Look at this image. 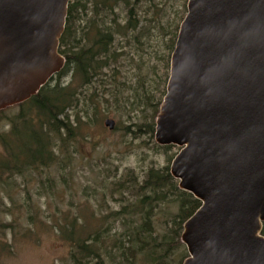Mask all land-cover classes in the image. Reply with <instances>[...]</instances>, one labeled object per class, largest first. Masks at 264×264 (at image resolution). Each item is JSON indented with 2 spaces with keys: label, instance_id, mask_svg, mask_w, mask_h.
Returning a JSON list of instances; mask_svg holds the SVG:
<instances>
[{
  "label": "water",
  "instance_id": "water-1",
  "mask_svg": "<svg viewBox=\"0 0 264 264\" xmlns=\"http://www.w3.org/2000/svg\"><path fill=\"white\" fill-rule=\"evenodd\" d=\"M71 1L0 0V112L65 68ZM155 142L180 149L170 174L201 203L182 264H264V0H188Z\"/></svg>",
  "mask_w": 264,
  "mask_h": 264
},
{
  "label": "trees",
  "instance_id": "trees-1",
  "mask_svg": "<svg viewBox=\"0 0 264 264\" xmlns=\"http://www.w3.org/2000/svg\"><path fill=\"white\" fill-rule=\"evenodd\" d=\"M131 1H71L59 48L66 60L65 68L37 96L19 105L21 111L14 119L6 118L10 124L8 132H2L0 128V190L15 184L16 178L39 176L38 191L47 197L59 192L64 196L78 193L71 189L76 173L74 157L87 158L91 143L87 128L92 125L89 115L97 119L101 110L99 99H94V95L87 97V87L104 82V71L116 60V38L136 29L137 25L132 21L135 20L133 6L140 0ZM122 6L129 9V21L121 27L116 23V10ZM87 10L93 22L90 34L87 33ZM68 76H71V82L64 86L62 80ZM153 100L148 91H135L131 107L133 110L142 106L155 107L156 115L160 103L153 104ZM5 115V111L0 112V121ZM145 131L155 134V124L150 123ZM52 168L57 171V179L49 174ZM45 172H48L46 177ZM102 175L99 173L100 177ZM115 179L110 190L105 187L104 180L102 196L120 197V209H105L104 198L99 210L87 215V208L79 207L71 199L69 206L76 209L74 214L69 211L59 218L50 216L45 224L29 201L16 205V200L8 196L9 202L16 205L14 209L28 213L22 225L15 218L9 222L0 218V259L3 255L13 254L12 246L6 241L8 232L13 237H27L34 232V227L42 224L50 225L69 245L72 264H136L141 256L151 264H182L188 257L181 243L183 225L201 203L191 194L179 190L169 165L150 169L141 181L129 175ZM80 193L86 196L87 186ZM4 201L0 197V206L12 215L13 208H8ZM171 203L179 205V212L166 220L163 232H159L156 211ZM104 209L105 213L101 212Z\"/></svg>",
  "mask_w": 264,
  "mask_h": 264
},
{
  "label": "rangeland",
  "instance_id": "rangeland-1",
  "mask_svg": "<svg viewBox=\"0 0 264 264\" xmlns=\"http://www.w3.org/2000/svg\"><path fill=\"white\" fill-rule=\"evenodd\" d=\"M136 3L133 6L136 21L132 20L137 25L136 29L116 38V60L113 66L104 71V82H96L87 87V97L94 95V99H99L101 110L97 119L89 115L92 125L87 128V137L91 141L87 148V158L74 157L76 173L71 189L78 193L73 194L74 196L66 193L64 196L59 192L47 197L38 191L39 176L16 178L15 184L11 182L12 185L0 190V197L4 198L6 206L13 208L11 215L4 206H0V218L5 222L15 218L22 225L28 212L23 209L16 210L14 207L26 201L42 217L43 224L50 216L59 218L69 211L74 214L76 209L69 206L71 199L79 207L85 206L87 215L98 211L104 198L107 202L104 208L116 211L122 204L120 197L102 196L104 188L110 190L115 178L129 175L141 181L150 169H161L168 165L171 167L180 149L169 146L170 149L166 150V147L158 146L155 134L145 131L150 123L156 126L158 114L154 113L155 107L142 106L133 110L131 104L134 102L135 91L146 90L154 98L153 104L158 102L161 105L170 75L171 55L180 25L187 15L188 0H140ZM128 11L126 6L116 10V23L121 27L129 21ZM87 12V33L90 34L93 22L89 19L90 11ZM108 20L111 22V19ZM62 82L64 86L68 85L71 76L64 78ZM159 109L160 106L158 113ZM20 111L18 106L5 110L6 115L0 121L2 132L10 130L7 119H14ZM106 119L116 122L115 130L110 131L104 127L103 122ZM99 173L103 175L100 177ZM49 174L52 178H58L55 168ZM47 175L48 172H45L44 177ZM84 186H87L86 196L80 193ZM8 196L16 200V205L9 202ZM105 209L101 212L105 213ZM178 212L177 203L161 206L156 211L155 219L158 231L163 232L164 222ZM33 229L34 232L27 237H13L7 233L6 241L12 246L13 254L1 256L0 264H72L69 245L60 239L50 225L41 224ZM136 264L151 262L141 256Z\"/></svg>",
  "mask_w": 264,
  "mask_h": 264
},
{
  "label": "flooded vegetation",
  "instance_id": "flooded-vegetation-1",
  "mask_svg": "<svg viewBox=\"0 0 264 264\" xmlns=\"http://www.w3.org/2000/svg\"><path fill=\"white\" fill-rule=\"evenodd\" d=\"M115 43H116V41H115ZM176 43V42H175ZM115 46V45H114Z\"/></svg>",
  "mask_w": 264,
  "mask_h": 264
}]
</instances>
